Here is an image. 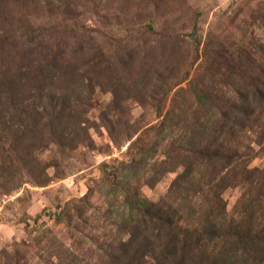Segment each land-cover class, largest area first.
Instances as JSON below:
<instances>
[{"label": "rangeland", "instance_id": "rangeland-1", "mask_svg": "<svg viewBox=\"0 0 264 264\" xmlns=\"http://www.w3.org/2000/svg\"><path fill=\"white\" fill-rule=\"evenodd\" d=\"M225 206L264 234V0H0V264H264Z\"/></svg>", "mask_w": 264, "mask_h": 264}, {"label": "trees", "instance_id": "trees-1", "mask_svg": "<svg viewBox=\"0 0 264 264\" xmlns=\"http://www.w3.org/2000/svg\"><path fill=\"white\" fill-rule=\"evenodd\" d=\"M243 156H239L237 159L245 162V160H242ZM227 161L230 165H232V155L227 156ZM229 165V166H230ZM245 218V217H244ZM242 218L240 221H236L233 217L229 216L226 210V206L224 209H220L217 215H214L213 217V223L210 228H213V232L216 233L218 230H222L219 234L221 238H230L234 243L242 242V243H258L263 242L264 243V234L262 231L256 232V233H250L248 228H245V219ZM203 234L201 232V229L194 228L192 230V235L195 237L196 243L199 242L200 236ZM208 236L213 237L214 234L211 232H207Z\"/></svg>", "mask_w": 264, "mask_h": 264}]
</instances>
